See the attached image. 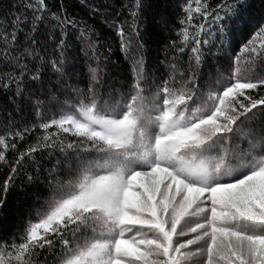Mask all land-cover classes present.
I'll use <instances>...</instances> for the list:
<instances>
[{
  "label": "snow or ice",
  "instance_id": "snow-or-ice-1",
  "mask_svg": "<svg viewBox=\"0 0 264 264\" xmlns=\"http://www.w3.org/2000/svg\"><path fill=\"white\" fill-rule=\"evenodd\" d=\"M14 7L21 10L0 19V64L10 69L0 73V89L15 87L19 95L25 77L41 81L40 71L26 62L44 59L38 49L48 57L44 67L65 77L69 28H76L97 56L95 32L63 5L59 13L50 12L46 0H19ZM127 7L133 19L129 31L115 25L133 72L123 102L109 105L100 98L96 88L103 69L94 59L87 86L71 89L77 97L71 111L0 135V162L9 167L0 181V210L24 164L39 153L96 154L91 160L81 157L66 182L49 183L46 210H34L22 235L0 238V264H264V122L247 149L233 144L241 125L264 118V74L255 71L257 62L264 70V16L233 49L239 52L224 84L200 105L203 93L194 66L203 62L212 31L220 41L212 46L227 49L234 43L235 25L247 23L244 14L252 5L218 0L212 7L207 0H186L180 43L174 39L166 46L181 65L191 53L184 72L174 63L161 68L146 62L136 23L145 5L134 0ZM49 14L55 28L46 23ZM244 57L250 75L242 73ZM32 105L42 106L39 100ZM37 128L46 134L9 161L8 149L15 150L16 141ZM52 128L56 131H48ZM60 134L72 139L65 143Z\"/></svg>",
  "mask_w": 264,
  "mask_h": 264
},
{
  "label": "trees",
  "instance_id": "trees-1",
  "mask_svg": "<svg viewBox=\"0 0 264 264\" xmlns=\"http://www.w3.org/2000/svg\"><path fill=\"white\" fill-rule=\"evenodd\" d=\"M27 2H34V0H27ZM133 2L134 0H46L50 12L59 13L63 5L69 16L75 17L82 22V26L91 28L95 32L92 40L96 44L97 56L94 58L87 42L79 39L80 33L76 28L68 29L70 48L66 52L67 75L65 77H59L50 68L44 67V60L48 57H45L43 50L38 49L37 55L44 59L28 58L26 62L33 71L37 69L40 71L41 81H31L25 77L19 95H16L15 87L7 91L0 89V135L14 133L16 130L31 127L51 118H59L60 115L71 111V105L75 104L77 99L71 89H84L87 86L90 79L87 69L89 66H97L93 62L94 59H98L103 69L100 83L96 88L100 98L107 101L109 105L123 102L129 94L133 72L131 61L120 50L115 25L124 24L126 32L129 31L133 19L127 5ZM207 2L215 7L218 0H207ZM17 3L19 0H0V19H3V13L20 11L21 9L14 7ZM143 3L144 11L136 23L139 25L144 59L153 67L165 68L169 63H174L177 64L180 72H184L191 53L182 57L184 63L181 65L174 58L176 53L166 51V46L170 40L174 39L178 44L180 43L177 33L181 26L180 21L185 14L183 9L186 6V0H143ZM248 3L252 7L244 14L247 23L235 25L234 43L223 51L218 50L212 45L219 44L220 41L217 33L212 31L209 45L204 48L203 62L199 66H194L198 75V87L203 93L200 105H203L209 92L218 91L224 84L225 78L231 74V58L239 52V49L235 52L233 49L252 35L257 27L258 19L264 16V0H248ZM97 8L99 13L91 11ZM194 8L195 6H193V15L198 18ZM26 14L31 16V12ZM46 23L55 28V21L50 14ZM189 31L191 32V28ZM202 38L207 37L202 36ZM41 39L43 40L44 37L42 36ZM49 45L51 53L53 46L50 42ZM52 58L55 56L53 55ZM248 64L249 59L244 57L240 66L245 75L251 74L247 71ZM9 71V68L0 64V73ZM255 71L264 74L259 62ZM148 95L149 92L146 91L145 96ZM33 100L41 102L42 106L38 110L33 108ZM262 122L264 118L259 117L254 121H246L241 125V135L234 139L233 144L240 145L241 149H247L250 141L255 143L259 137ZM48 131L55 132L56 129L52 128ZM247 133H255V135H245ZM45 134L37 128L27 134L24 140H17L16 149L9 148L5 153L8 160L13 161L19 152L36 143L37 138ZM59 139L67 143L72 138L60 134ZM95 155L94 152H81L80 156H77L72 152L65 154L59 149H53L36 155L33 158L34 162H26L24 171L16 179V187L7 195V206L0 210V238L3 241H9L17 235H22L26 222L34 220V210H46V202L51 194L49 183L66 182L70 174L74 175L77 172L81 157L91 160L95 158ZM8 171V165L0 162V181L5 178ZM28 176L33 177L31 182Z\"/></svg>",
  "mask_w": 264,
  "mask_h": 264
}]
</instances>
